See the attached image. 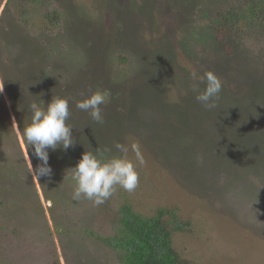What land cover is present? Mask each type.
<instances>
[{
	"label": "rangeland",
	"instance_id": "rangeland-1",
	"mask_svg": "<svg viewBox=\"0 0 264 264\" xmlns=\"http://www.w3.org/2000/svg\"><path fill=\"white\" fill-rule=\"evenodd\" d=\"M207 71L222 81L212 109L195 98ZM98 90L103 123L76 107ZM57 97L74 144L49 149L37 178L22 131L32 103ZM116 142L134 163L141 146L135 191L72 199L68 169L85 151L120 155ZM123 201L176 208L190 226L173 246L192 264H264V4L0 0V264H120L85 231L113 234Z\"/></svg>",
	"mask_w": 264,
	"mask_h": 264
},
{
	"label": "clouds",
	"instance_id": "clouds-1",
	"mask_svg": "<svg viewBox=\"0 0 264 264\" xmlns=\"http://www.w3.org/2000/svg\"><path fill=\"white\" fill-rule=\"evenodd\" d=\"M206 86L203 92L196 95V100L207 109L215 108L214 98L222 90V81L213 72L203 74ZM108 93L95 91L87 98L76 101V107L88 112L93 121L103 123L101 105L107 102ZM32 116L30 124L22 131L23 138L32 149V155L41 163L35 169L31 165V173L37 178L49 176L51 168L48 165L49 152L57 148L67 150L74 144L72 128L66 124L70 115L69 103L64 98H54L47 104L46 109L36 103L30 105ZM114 148L120 155L105 157V149L96 153L85 151L78 163L68 170L74 182L72 199H86L93 206L105 203L116 191L117 187L126 192H133L139 184L137 167L144 166L146 160L138 142H132L131 152L134 153L135 163L128 158L129 146L116 142Z\"/></svg>",
	"mask_w": 264,
	"mask_h": 264
},
{
	"label": "trees",
	"instance_id": "trees-1",
	"mask_svg": "<svg viewBox=\"0 0 264 264\" xmlns=\"http://www.w3.org/2000/svg\"><path fill=\"white\" fill-rule=\"evenodd\" d=\"M258 1L264 4V0ZM251 2L255 4L256 0ZM258 13L262 10L252 12L254 17ZM114 222L113 234L104 236L88 230L85 233L112 249L120 264H192L173 246L174 231H184L190 226L189 221L180 219L176 208H158L154 215L145 216L123 201Z\"/></svg>",
	"mask_w": 264,
	"mask_h": 264
}]
</instances>
